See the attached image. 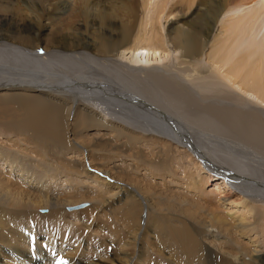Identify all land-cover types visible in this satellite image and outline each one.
Here are the masks:
<instances>
[{
	"label": "bare ground",
	"instance_id": "bare-ground-1",
	"mask_svg": "<svg viewBox=\"0 0 264 264\" xmlns=\"http://www.w3.org/2000/svg\"><path fill=\"white\" fill-rule=\"evenodd\" d=\"M254 1L157 0L152 21L195 3L201 7L197 19L188 21L186 30L174 31L168 39L171 47H166L162 35L134 33L128 21L102 12L95 19L84 17L76 26L52 28L47 34L43 21L58 10L56 3L13 0L6 4L0 0V132L23 134L25 145L30 144L29 150L35 154L34 164H30L6 145L0 146V264H58L60 260L66 264H264V246L258 235L264 236V110L221 82L237 84L241 92L264 102V40L248 34L256 16L252 13L248 19L221 24L225 13ZM110 4L114 5L110 6L112 12L117 5L123 8L121 15L126 20L134 15L132 0H112ZM140 4L145 9L148 0ZM217 23L229 37L221 41L217 36L212 41L207 62L220 78L213 71L203 76L200 68ZM246 35L248 48L238 51V42ZM170 51L180 52L178 64L184 67L177 72L183 76L167 65L144 69L134 62L128 66L119 61H155ZM98 105L111 118L100 117ZM89 127L110 129L124 142L102 135V140L94 135L81 139L82 130ZM6 140L2 143H13L22 152L11 137ZM142 143L147 151L139 147ZM105 147L113 149L120 161H134L116 165L120 181L102 168ZM166 148L187 155L198 172L205 170L198 177L188 172L183 179L186 184L182 185L196 190L199 199L192 197L191 201L185 196L184 204L174 201L162 207L167 198L154 194L149 180L156 175L164 180L173 171L172 155ZM56 152L75 153L66 159L71 165L67 173L86 177L104 194L93 200L95 207L88 220L74 216L81 220L78 226L60 221L66 217L65 206L84 198L63 191L68 181L60 176L61 186L53 188L57 174L43 172L42 164L36 163L47 164L46 154ZM84 158L92 168L88 164L87 169L85 162L79 170L72 167ZM153 166L159 171L149 168ZM130 170L147 173L144 183L134 180L139 187H132L124 177ZM210 176H217L216 181ZM23 177L26 179L20 181ZM208 182L212 187L205 191ZM112 198L120 205L113 216L122 221L120 231L113 220L94 224L98 219L93 216L95 210L104 202L111 204ZM40 207L48 208V215L38 214ZM15 218L20 221L13 222ZM38 222L46 226L44 234L39 233ZM48 225H58L59 230ZM96 229L101 241L110 245V253L105 248L103 254L96 250L95 241L83 246L84 237L91 238L89 231ZM54 236L66 241L52 246V258L41 249L51 247ZM243 236L248 240L239 239ZM73 238L77 240L71 244ZM29 246L36 250L32 256ZM6 249L15 254V263ZM93 250L100 253L98 258L87 261ZM75 255L86 259L74 261Z\"/></svg>",
	"mask_w": 264,
	"mask_h": 264
},
{
	"label": "rangeland",
	"instance_id": "rangeland-1",
	"mask_svg": "<svg viewBox=\"0 0 264 264\" xmlns=\"http://www.w3.org/2000/svg\"><path fill=\"white\" fill-rule=\"evenodd\" d=\"M15 1H20V0H15ZM52 2L56 3L58 6V10H56L55 12L50 14V17L48 20L43 21L46 25L45 27V33H50L51 30H53L52 28H68L70 26H76L78 24H80L81 19L84 17L89 19L91 17V19H95L94 15H101L104 13H110V14H115L118 18H121L122 20H124L125 22L128 21L129 26L133 27L134 29V33H136L137 31H140L141 34H144L146 37L149 36L150 33H154L156 35H162L163 39H164V45L166 47H171V44L168 42V39L172 38L175 35L176 30H186L187 26L189 24L188 21H191L192 19H197V16L201 13V7L200 5H196V3L190 7L189 9H183V11L177 12L174 11L173 14L167 16V18H162L160 19V21H154L155 19L153 18L152 21V16H154L153 12H154V3L157 0H148V5L147 7L144 9L142 7L141 0H132L133 5H134V15L132 16H128L129 18L126 20V17H123L121 15V12L123 11V8H119V6H116V11L112 12L111 11V1L112 0H103V1H99V0H51ZM129 1V0H127ZM13 2V0H6V4H9ZM264 0H255L254 2L248 4V5H244V6H240L238 8H235L227 13H225V15L223 17H221V24H229L230 22H233L235 19H238V21H240L241 19H248L249 15L253 16L252 13L254 14V28L253 31L248 33L249 36L256 38V40H264ZM120 5V4H119ZM111 6V7H110ZM121 6V5H120ZM199 8V9H198ZM261 8V13L258 12V9ZM104 11V12H103ZM100 12H102L100 14ZM200 12V13H198ZM86 13V16H84ZM98 13V14H97ZM84 14V15H83ZM153 14V15H152ZM88 15V16H87ZM240 16V17H239ZM79 18V19H78ZM240 18V19H239ZM223 19V20H222ZM230 21V22H229ZM158 22V23H157ZM224 22V23H222ZM251 22V21H250ZM221 24L217 23L214 27V31L215 32V36L213 39L210 40L209 44L207 45V47L204 49V55L202 56V64H201V69L203 70L201 75H207L209 74V71H213L214 72V76L219 77V74L217 75L218 71L214 68H211L210 63L207 62L208 60V54L212 48L211 43L212 41L218 36L219 39H221V41L223 40V38L229 37L228 35V31L227 30H222L221 28ZM178 27V28H177ZM180 27V28H179ZM175 31V32H174ZM156 32V33H155ZM227 32V33H226ZM230 33V32H229ZM214 34V33H213ZM247 34V35H248ZM254 34V35H253ZM222 35V38H221ZM247 35L244 37V39H242V36L239 37V39L241 40L240 42H238V51L244 50V47L248 48L247 46V40L246 37ZM257 35V36H255ZM224 36V37H223ZM168 42V43H167ZM237 42V41H236ZM245 48V49H246ZM205 54L207 57H205ZM179 56H180V52H172L170 51L169 54L167 56L161 57L160 59L157 60H149V62H143L140 60H127V59H119V61H121L123 64H127L128 66L130 65H135L134 63H136L137 65H141L140 67H144V69L151 68V67H160L158 69L163 68V66L167 67L171 72L179 75V76H183V74H179L177 72L178 69H183L184 65H180L179 63ZM134 62V63H133ZM140 62V63H138ZM143 63V64H142ZM224 68V67H223ZM143 69V70H144ZM207 69V70H206ZM209 69V70H208ZM211 69V70H210ZM223 71V72H222ZM206 73V74H205ZM224 73V70L220 69V74ZM220 78V77H219ZM219 78H216V80H220ZM221 82H223L228 88L229 90L233 91L235 94H239L240 96L244 97L245 99H247L249 101V103H251L252 105L259 107L261 109L264 110V102H261L256 96L251 95V94H246L241 92L236 85L234 84L233 86L228 83L225 80H221ZM187 84H190L189 80H186ZM101 107V108H100ZM105 107L103 105H98L97 106V111L99 112L100 117H102L104 120H108L109 118H111V115L109 114V112L105 111L104 109ZM117 109V107H116ZM115 109V110H116ZM105 112V113H104ZM106 114V115H105ZM105 131V132H104ZM94 135L96 136V138H98L99 140H102L100 138V136H105V137H110L111 140H114L117 142H124L121 140L120 137H116V135L110 130V129H105L103 127H89L87 129V131L82 130V137L81 139L85 140L87 139L89 136ZM8 136V137H7ZM84 136V137H83ZM88 136V137H87ZM12 138L14 140V142H16V144L18 145V147H20L19 149H22V152H17L15 150V145H13V143H9L6 142L5 144L2 143V141H7L6 138ZM23 134L21 133H10L8 131H6L5 133L0 132V145L1 147H4V145H6L7 149H11L13 150V154L17 155L18 157H21L22 159L26 160V162H29L30 164H34L35 160V154L33 152H31L29 150L30 148V144L29 145H25L24 140H23ZM87 137V138H85ZM105 139V138H104ZM120 145V144H119ZM9 146L13 147V148H9ZM139 147L145 149V151H147L146 149V145H144L143 143L139 145ZM106 148V147H105ZM104 149V148H103ZM168 148H166V152L169 156L172 155V160L171 161V165L174 167L173 171L171 172H167V174H165V179L163 180L161 177L159 176H154L152 177L149 181L151 182V187H153L152 191L154 192V194H158V195H162L163 197H166V203L162 202V207L164 205L167 206L168 203H172L174 201H177V205H181L186 203V197L191 199L192 197L199 199V196L197 195L196 190H191L189 191V189H186L182 184H186V182H184L183 179H185L186 175L189 173H192L195 177L200 174L203 175L205 174V170L201 169L199 172L197 170V168L195 166H193L192 162H189V160L186 158L187 155H183V154H178L177 151H174L175 148H173V151L175 153H173L170 150H167ZM105 152L103 154V158H104V162L101 164L102 168L107 171L110 174H113L114 176H117L118 178H116L115 181H120L121 178V172H117L116 165H125V164H133V160L130 161L128 158L122 159L121 161L119 159H116V155L118 154H114L113 153V149H104ZM109 150V151H107ZM64 152V151H62ZM72 153V154H71ZM68 152L67 154H61V153H54V154H46V158L45 160L47 161V164L43 163L42 161H38L36 163H41L42 164V171L43 172H47V173H51L53 175L57 174V176H55L53 178V188H58L61 186V184H58V182L61 181L60 177H62V179H65L66 181H68L67 183H65L62 187V190L65 192L69 193L71 192V194H75L78 195L77 198H84V201L78 202L77 204H72L69 206H65V212H66V217L64 219H62L60 222L63 223H67L69 225H73V226H78L81 224V220L78 218H75L76 216H85V218L88 220V218L90 217V211L91 208L93 209V207H95L93 200H95V198H97L99 195L100 196H104V194H100L97 192V190H95V184L89 182L85 177V179L82 176H78L76 174L74 175H70L67 173V168L71 165L66 164V159L69 158V156L73 157V155L76 156L75 153L73 152ZM113 153V154H112ZM109 158H108V156ZM163 157H160V159H162ZM84 162L86 163V168L89 169L87 166H89L90 168H92V164L89 163V159H83L82 161H79V166L78 165H73L72 167L75 169L79 170V168H81V166H83ZM35 163V164H36ZM89 164V165H88ZM139 165V164H138ZM57 169H56V168ZM130 167V166H129ZM129 167H126L125 169L128 170ZM133 167V165H132ZM151 170L155 171H159L156 170V166L153 167H149ZM154 168V169H153ZM140 169V168H139ZM138 169V170H139ZM196 169V170H195ZM93 171V170H91ZM143 171H134V170H130L129 172H124V177L126 176L127 179L129 178V183L132 187H139L136 183H134V180L137 182L140 181V179L143 180V175L146 176V174L142 173ZM186 172V173H185ZM107 173V174H108ZM185 173V174H184ZM211 174V173H210ZM60 176V177H59ZM184 176V177H183ZM212 176H210L211 178ZM78 178V179H77ZM82 178V179H79ZM217 178V176H213L212 177V182L216 181L215 179ZM26 178L23 177L20 181H24ZM168 179V180H167ZM90 180V179H89ZM141 180V181H142ZM49 180L47 179L46 182H48ZM140 181V182H141ZM167 181V182H166ZM211 181V180H210ZM4 182H7L6 180H4ZM11 181H8V183H10ZM70 182V183H69ZM124 182V181H123ZM126 182V181H125ZM124 182V183H125ZM164 182V183H163ZM144 183V180H143ZM20 184V183H18ZM42 184V183H41ZM211 182H208L205 184V191H208V189H211L212 186ZM17 187V185L15 183H13V188ZM81 188V189H80ZM194 192V193H193ZM182 193V194H181ZM188 193V194H187ZM196 194V195H195ZM105 195L108 196V194L105 192ZM180 196H184V197H179ZM186 196V197H185ZM194 198L191 199L194 200ZM81 200V199H80ZM103 206V207H102ZM120 206L119 202L117 201V199L112 198L111 199V204H107V203H103V205L99 206V211L93 213L94 218L98 217V219L96 218V221L94 224H97V226L101 225V224H108L111 223V220H113L112 225L116 226V227H120L119 231L122 229V221L120 219L116 220L115 218H113L114 216V211L117 212V207ZM155 207V206H154ZM159 208V207H158ZM224 208V206H223ZM154 210V209H153ZM48 208H39L38 214L43 215V214H47L48 215ZM119 213V214H118ZM118 216H121V211L118 212ZM73 214V215H72ZM75 216V217H74ZM170 216V215H169ZM81 217V218H82ZM111 217V218H109ZM36 218V217H34ZM85 218H82V221H85ZM171 218V217H170ZM16 221H20L19 218H15L13 219V222ZM263 223L264 221L261 220ZM57 222L56 224L60 223ZM175 222V221H174ZM261 222V223H262ZM62 224V223H60ZM36 225L39 226V233L40 234H44L45 229L47 230L46 226L41 224L40 222H38ZM66 225V224H63ZM58 225H55V227L48 225L47 227H53L55 230H59ZM68 226V225H67ZM45 228V229H44ZM98 228V227H97ZM42 229V230H41ZM66 229V230H65ZM67 229L69 228H64L63 231L67 232ZM26 230V228L24 229ZM45 230V231H46ZM96 231V232H95ZM100 234L102 231H100ZM94 233V234H93ZM98 233L97 229L94 231H89L88 236L91 238H85V241L82 242L83 246L86 243H90L93 244L92 242H94L95 246L94 248H97L96 250L100 251V253L102 252V254L105 252L104 250L106 249V251L108 253H110L112 251L110 245H106L103 241H101V236L96 234ZM93 235V236H92ZM259 239L261 242L260 245L264 246V236L262 234H258ZM80 238V237H79ZM93 239V240H92ZM240 240L243 241H247L248 238L246 237H240ZM245 239V240H244ZM74 240H77V238H73V240L70 241V243L72 244ZM59 241H61L62 243H65L66 239L63 238H57V236H54V239L50 240V245L51 247H43V251H45L46 253H48L52 258H54V255L51 254V252L54 251V249H51L52 246L53 247H59ZM93 244V245H94ZM105 248V249H104ZM263 248V247H262ZM165 252L167 250L163 249ZM35 249H32L29 246V253L30 256H32L35 253ZM6 252L8 254H11V259L12 261L15 263V259L12 258L14 257V253L10 252V250L6 249ZM55 252V251H54ZM92 253H89L87 255L88 259L87 261L90 260H94L96 261V259L98 258L97 256L100 254L96 253L95 250L91 251ZM75 254H77V252H75ZM92 254V255H91ZM90 255V256H89ZM95 258H94V257ZM167 255L165 253H163V257H166ZM93 258V259H92ZM86 258L83 257H76L74 258V261H82L85 260ZM104 259L106 260V258L104 257ZM141 264V263H140Z\"/></svg>",
	"mask_w": 264,
	"mask_h": 264
},
{
	"label": "snow or ice",
	"instance_id": "snow-or-ice-1",
	"mask_svg": "<svg viewBox=\"0 0 264 264\" xmlns=\"http://www.w3.org/2000/svg\"><path fill=\"white\" fill-rule=\"evenodd\" d=\"M58 264H66L63 260L58 261Z\"/></svg>",
	"mask_w": 264,
	"mask_h": 264
}]
</instances>
